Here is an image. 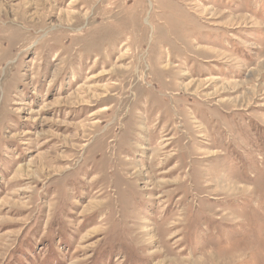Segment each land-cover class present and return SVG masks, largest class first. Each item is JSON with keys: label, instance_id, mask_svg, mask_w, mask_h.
<instances>
[{"label": "rangeland", "instance_id": "1", "mask_svg": "<svg viewBox=\"0 0 264 264\" xmlns=\"http://www.w3.org/2000/svg\"><path fill=\"white\" fill-rule=\"evenodd\" d=\"M0 264H264V0H0Z\"/></svg>", "mask_w": 264, "mask_h": 264}]
</instances>
